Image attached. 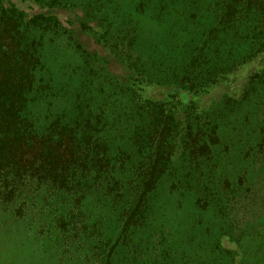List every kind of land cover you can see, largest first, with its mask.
<instances>
[{"label":"rangeland","instance_id":"374dc122","mask_svg":"<svg viewBox=\"0 0 264 264\" xmlns=\"http://www.w3.org/2000/svg\"><path fill=\"white\" fill-rule=\"evenodd\" d=\"M217 1L4 0L48 22L39 128L89 119L78 132L95 135L112 162L96 181L86 176L92 189L48 206L40 193L27 214H2L0 264H94L92 236L107 249L121 238L132 187L145 181L155 182L149 219L132 241L152 261L173 251L194 264H264V52L230 36ZM114 254L124 264L129 253L123 243Z\"/></svg>","mask_w":264,"mask_h":264},{"label":"trees","instance_id":"16d2710c","mask_svg":"<svg viewBox=\"0 0 264 264\" xmlns=\"http://www.w3.org/2000/svg\"><path fill=\"white\" fill-rule=\"evenodd\" d=\"M214 12L220 21L229 23L230 36H241L249 41L252 50L264 52V0H218L214 3ZM41 21V25H48L43 16L26 20L14 8L6 9L4 0H0V216L27 214L40 193L48 206L59 194L77 196L80 191L92 189L96 183L88 182L86 176L93 172L96 181L99 174L105 173V159L112 162L104 146L94 140L95 135L78 132L79 127L87 126L89 119L72 123L63 116L50 119L44 131L39 128L35 108L45 98L46 93L40 91H45L46 86L37 85V73L39 67L46 69L47 66L43 39L39 36V29L45 27L39 25ZM82 109V105L77 107L81 114ZM94 124L98 123L94 121ZM212 140L209 139L205 147L213 157ZM147 155L152 157L157 153L147 151ZM105 184L115 186L116 182L109 180ZM132 188L137 205L128 211L121 238L107 249L109 243L99 238L101 233L95 228L99 237L92 236L96 252L89 262L120 264L114 253L124 243L129 253L124 264H194L184 254L175 255L173 251H165L161 260L152 261L147 250L134 244L132 238L136 230H141L148 222V201L155 182H135ZM207 189L203 184V193L199 192L201 197L196 200L203 208L209 202ZM76 203H81V199L76 198ZM61 226L73 229L69 220Z\"/></svg>","mask_w":264,"mask_h":264}]
</instances>
